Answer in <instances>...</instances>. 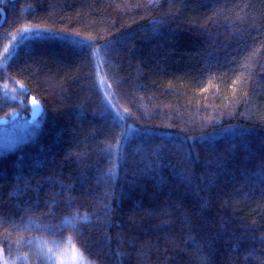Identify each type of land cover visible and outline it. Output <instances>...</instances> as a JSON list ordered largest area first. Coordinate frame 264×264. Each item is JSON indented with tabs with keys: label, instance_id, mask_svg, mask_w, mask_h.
I'll list each match as a JSON object with an SVG mask.
<instances>
[{
	"label": "trees",
	"instance_id": "trees-1",
	"mask_svg": "<svg viewBox=\"0 0 264 264\" xmlns=\"http://www.w3.org/2000/svg\"><path fill=\"white\" fill-rule=\"evenodd\" d=\"M0 8V261L264 264V0Z\"/></svg>",
	"mask_w": 264,
	"mask_h": 264
},
{
	"label": "rangeland",
	"instance_id": "rangeland-1",
	"mask_svg": "<svg viewBox=\"0 0 264 264\" xmlns=\"http://www.w3.org/2000/svg\"><path fill=\"white\" fill-rule=\"evenodd\" d=\"M35 115L32 120L40 116L41 108L39 104H35ZM39 122V121H38ZM38 122L28 123L20 119H12L5 124H0V152L9 150L24 142L31 134L34 133L38 127ZM37 126V127H36ZM74 251H68L67 253H61L59 255V261L66 259L72 264H88L85 257L73 247ZM1 255V254H0ZM0 264H6V262L0 261Z\"/></svg>",
	"mask_w": 264,
	"mask_h": 264
},
{
	"label": "water",
	"instance_id": "water-1",
	"mask_svg": "<svg viewBox=\"0 0 264 264\" xmlns=\"http://www.w3.org/2000/svg\"><path fill=\"white\" fill-rule=\"evenodd\" d=\"M0 11L4 14V10L2 8H0Z\"/></svg>",
	"mask_w": 264,
	"mask_h": 264
}]
</instances>
